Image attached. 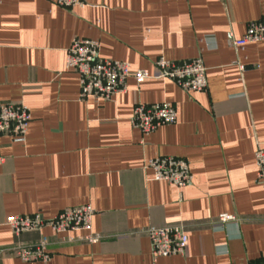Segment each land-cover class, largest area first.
Wrapping results in <instances>:
<instances>
[{"label":"crops","instance_id":"1","mask_svg":"<svg viewBox=\"0 0 264 264\" xmlns=\"http://www.w3.org/2000/svg\"><path fill=\"white\" fill-rule=\"evenodd\" d=\"M264 0H84L64 9L54 0H0V103H21L31 120L22 143L0 137V220L81 205L91 230L13 234L0 226V249L48 239L46 262L0 264H264V185L254 153L264 148V42L229 44ZM74 38L98 42L100 57L152 72L154 62L200 57L207 89L188 92L168 79L127 80L104 101L79 98V80L64 71ZM247 69L239 72L237 65ZM170 104L176 121L141 135L134 105ZM156 157L188 163L191 183L178 190L152 180ZM234 221L215 224L218 216ZM183 224V257L152 261L146 228ZM99 235L94 244L61 238Z\"/></svg>","mask_w":264,"mask_h":264},{"label":"built area","instance_id":"2","mask_svg":"<svg viewBox=\"0 0 264 264\" xmlns=\"http://www.w3.org/2000/svg\"><path fill=\"white\" fill-rule=\"evenodd\" d=\"M229 1V0H227ZM64 9L81 8L84 0H54ZM264 42V16L257 21H249L245 33L239 39L231 37L229 44L238 50L249 43ZM239 72L246 67L236 63ZM64 71L74 72L79 80V98L88 96L110 101L114 96L127 91V80L133 79L137 84L145 80L168 79L188 92H204L207 89L206 68L200 57L190 61L172 62L159 57L154 62L152 72L147 70L130 71L126 62L104 59L99 55V44L85 38H74L66 50ZM31 120L30 110L21 103H0V137H8L12 143L25 141L28 124ZM176 121L175 109L170 104L147 105L137 102L129 119L130 125L141 135H149L161 126H171ZM257 167V180L264 185V148L258 147L254 153ZM0 157V164L2 163ZM143 170L152 172V180L166 182L178 190L191 183L192 176L188 163L174 157H156L148 160ZM93 210L90 205H81L58 212L51 218H43L39 214L31 216H9L0 220V226L9 227L13 234L49 229L55 235L78 230H91ZM234 221L229 215L218 216L215 224L222 225ZM150 243L152 261L171 256L183 257L186 254L188 238L186 226L183 224L161 227L150 226L144 231ZM100 240L99 235L88 234L77 238H61L59 244L85 242L94 244ZM48 239L42 237L36 245H16L0 249V256L12 252L21 262H46Z\"/></svg>","mask_w":264,"mask_h":264}]
</instances>
